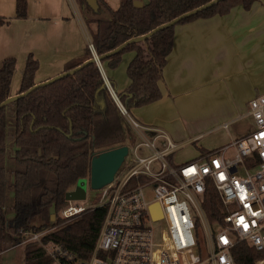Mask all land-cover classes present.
<instances>
[{
	"label": "trees",
	"instance_id": "16d2710c",
	"mask_svg": "<svg viewBox=\"0 0 264 264\" xmlns=\"http://www.w3.org/2000/svg\"><path fill=\"white\" fill-rule=\"evenodd\" d=\"M98 10L82 0L84 15L91 30L92 43L98 56L116 49L126 41L145 35L176 17L212 0H147L142 7L134 0H122L112 9L105 0H97ZM257 0H222L213 6L160 30L150 38L128 44L117 54L106 57L108 67L116 69L126 51L135 55L127 67L129 86L118 96L131 113L132 109L147 106L163 97L161 81L169 56L174 48L175 27L198 18L226 15L236 5L250 9ZM28 0H17L16 16L26 18ZM0 16V27L7 23ZM88 47L84 59L70 61L63 72L70 71L91 59ZM17 60L10 57L0 67V104L11 96ZM39 60L30 54L26 61L19 94L36 82ZM112 82V81H111ZM113 85V83H112ZM14 108L13 148L14 203L12 205L14 233L21 229L53 230L44 240H54L80 256H88L98 239L107 209L88 208L72 217L63 218L60 211L66 206V193L81 178L91 174L95 155L123 145L134 146L139 139L128 119L121 113L106 86L96 62L88 63L75 73L46 86L0 109V253L6 233L7 211V153L8 108ZM203 208L210 225L223 223L225 212L212 186L208 188ZM52 214L55 219L51 221ZM38 221L49 224L37 225ZM51 225V226H49ZM202 227L199 225V232ZM200 234V233H199ZM233 255L236 264H255L259 254L246 242L238 243ZM50 258L38 243L25 245V264H48Z\"/></svg>",
	"mask_w": 264,
	"mask_h": 264
},
{
	"label": "built area",
	"instance_id": "2783aa9c",
	"mask_svg": "<svg viewBox=\"0 0 264 264\" xmlns=\"http://www.w3.org/2000/svg\"><path fill=\"white\" fill-rule=\"evenodd\" d=\"M89 47L98 56L94 44ZM97 64L121 113L139 136L129 147L128 155L132 148L134 155L127 156L124 170L101 188L96 204L67 203L60 211L61 217L72 218L88 208L106 207L98 239L86 257L54 240H44L51 227L21 229L17 245L38 243L50 258L48 264H236L233 250L246 242L259 254L255 264H264V94L249 102L248 115L255 122L251 132L174 165L169 156L177 144L163 130L135 120L103 64ZM159 139H163L160 148ZM140 146L148 147L152 154L140 155ZM210 186L225 212L223 223L214 226L203 208ZM156 203L161 218L154 217ZM199 225L206 237L207 254L200 244Z\"/></svg>",
	"mask_w": 264,
	"mask_h": 264
},
{
	"label": "crops",
	"instance_id": "0c3cea01",
	"mask_svg": "<svg viewBox=\"0 0 264 264\" xmlns=\"http://www.w3.org/2000/svg\"><path fill=\"white\" fill-rule=\"evenodd\" d=\"M121 1L105 0L112 9H118ZM16 5L17 0H0V16L8 20L0 27V67L7 58L17 60L11 95L19 94L30 54L39 60L36 82L46 81L62 73L70 61L86 57L91 30L96 28L88 26L82 0H28L26 18L16 16ZM263 47L264 0H257L250 9L239 4L226 15L198 18L175 27L174 48L160 84L163 97L152 103L168 106L160 114L159 126H148L163 130L177 144L169 156L172 163L174 153L185 146L195 145L200 156L254 129L255 125L249 131H239L231 125L250 116L249 110L244 111L249 102L264 94L259 80L264 68ZM134 55L126 60V70ZM102 64L116 92L124 91L129 76L120 78L116 70ZM189 98L201 110L213 109L197 113L199 125L194 128L186 121L184 105ZM180 124L188 128L181 130ZM172 136L182 139L175 141ZM3 245L0 258L4 256L6 264H25V253H14L21 247L15 244L14 233H5Z\"/></svg>",
	"mask_w": 264,
	"mask_h": 264
},
{
	"label": "rangeland",
	"instance_id": "374dc122",
	"mask_svg": "<svg viewBox=\"0 0 264 264\" xmlns=\"http://www.w3.org/2000/svg\"><path fill=\"white\" fill-rule=\"evenodd\" d=\"M93 27V26H92ZM263 51H264V47H263ZM134 53V51H126L123 53L122 55V61L119 64V66L116 69H112V70H116L115 72L118 73V75L120 76V78L122 77H128L127 75V70L126 67L124 66V64L127 62L126 60L128 59V57ZM105 66L108 67L107 62H104ZM109 68V67H108ZM111 69V68H109ZM110 71V70H109ZM260 87H262V91L264 93V68L262 69V72L260 73ZM262 94V93H261ZM195 101V100H194ZM168 105H163L161 103L158 104H149L147 106H143V107H137L132 109L131 111V115L132 117L137 120L142 126H159L158 122H159V118H160V114L165 110V108H167ZM184 109L187 111L188 113V119H186L187 124L190 128H194L197 127L198 121H197V113L199 112H203V113H208L210 112L209 109H212L211 107H205L201 110V108L198 107V105H193L192 103V99L189 98L185 105H184ZM247 110H249V108H246L244 111L247 112ZM14 108L12 105L9 106L8 108V140H9V149H8V153H7V169H8V175H7V211H6V218H5V226H6V233H14V231L12 230V226H13V219H12V214L14 215L13 211H12V205L14 203V173H13V148L11 146V142L10 139L13 136L14 133ZM254 119L252 116H246L240 120H238L236 123H234L233 125H231L232 127H235L237 130L239 131H244V130H250L251 128H253L254 124ZM182 124H180V129H183ZM185 127V126H184ZM185 128H188L187 126ZM171 135V134H170ZM173 139L176 141H180L182 138H176L174 136H172ZM163 139H159L156 141L157 147L160 148L161 147V143H162ZM129 147H131L132 145H130L129 142L126 143ZM211 148V147H209ZM138 153L140 155L146 156V155H150L152 154V151L145 146H140L138 149ZM130 155H134V149H131V154ZM128 155V156H130ZM198 156V148L193 145V146H185L182 149H178L175 153H174V158H173V164L176 165L178 162H182V161H188L191 160L195 157ZM126 165V161L122 164L121 168L118 170L117 175H119L125 168ZM155 166H158V162L155 163ZM90 177V175L88 176V178ZM75 187V186H74ZM72 187V189L74 188ZM100 193H101V189H93L91 188V186L88 187L87 190V197L86 199L83 200H74V199H67V203L72 204V205H82L85 207H89L92 206L94 204H96L99 200L100 197ZM150 196V195H149ZM11 217V218H9ZM53 220L51 219L50 222H52ZM49 222V223H50ZM47 221H38L37 225L41 226L42 224H49ZM51 226V225H49ZM214 226V225H211ZM52 228V227H51ZM200 244L205 252V254H207V245H206V237L204 235V230L200 231ZM14 239H15V244H17V242L19 241L18 239V234L14 233ZM7 246H9V243H7ZM20 251L23 252V254L25 253V246H21L19 247V249L15 250V254L17 255L18 253H21ZM4 256L2 258H0V264H6V260L3 259ZM20 259H21V254H20Z\"/></svg>",
	"mask_w": 264,
	"mask_h": 264
},
{
	"label": "water",
	"instance_id": "95a60500",
	"mask_svg": "<svg viewBox=\"0 0 264 264\" xmlns=\"http://www.w3.org/2000/svg\"><path fill=\"white\" fill-rule=\"evenodd\" d=\"M86 1L92 9H94L95 11L98 10L99 4H98L97 0H86ZM220 1H222V0H212L209 3H206V4L200 6L196 9H193L191 11H188V12L176 17L175 19H173V20H171L165 24H162L161 26L153 29L151 32H149L145 35L135 37V38H132V39L126 41L125 43L118 46L116 49L112 50L111 52L105 54L102 57L93 56L91 59L85 61L80 66H78V67H76L70 71L62 72V73L56 75L55 77H52L46 81L36 83L33 87H31L30 89H28L26 92H24L22 94L11 95L8 99H6L4 102H2L0 104V109L5 107L6 105L16 101L17 99H19L23 96H26L27 94H29L30 92H32L33 90H35L39 87L46 86L48 84L55 82L56 80H58L60 78H63L67 75L75 73L77 70L83 68L88 63H91V62H96V63L101 62L102 63V60L104 58L119 53L128 44L134 43V42L144 41V40L150 38L151 36H153L158 31L166 29V28L171 27V26H174V25L178 24L181 20L186 19L188 17H191V16L213 6L214 4H216ZM134 5L137 7H142L144 5V2L140 1V0H134ZM128 154H129V146L123 145V146H120L117 148H113V149H110L107 151H103V152L95 155L93 157L92 163H91L90 177L89 178L85 177V178L79 179L77 181L75 187L66 193V200L67 199H74V200L86 199L87 190H88L89 186H91V188H93V189H101L104 186H106L107 184H110L111 182H113L116 173L121 168V166L124 163ZM153 211H154V217L155 218H161L162 217L163 214H162L160 205L158 203L153 205ZM55 217H56L55 214H52V217H51L52 220H54Z\"/></svg>",
	"mask_w": 264,
	"mask_h": 264
}]
</instances>
